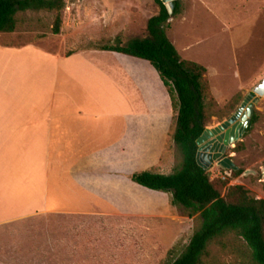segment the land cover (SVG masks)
I'll return each mask as SVG.
<instances>
[{
  "label": "crops",
  "instance_id": "obj_1",
  "mask_svg": "<svg viewBox=\"0 0 264 264\" xmlns=\"http://www.w3.org/2000/svg\"><path fill=\"white\" fill-rule=\"evenodd\" d=\"M102 46L0 43V231L18 245L10 257L164 264L174 244L170 194L129 178L171 172L168 92L148 61Z\"/></svg>",
  "mask_w": 264,
  "mask_h": 264
},
{
  "label": "rangeland",
  "instance_id": "obj_2",
  "mask_svg": "<svg viewBox=\"0 0 264 264\" xmlns=\"http://www.w3.org/2000/svg\"><path fill=\"white\" fill-rule=\"evenodd\" d=\"M173 1L178 3V13L168 20L166 34L181 59L205 67L203 78L208 90H205L204 100L210 115L206 127H215L238 109L252 86L264 76V0ZM157 11L158 6L153 0H66L65 7L59 11L58 33L52 29L57 14L55 10L17 11L14 30L0 32V43H35L53 52L61 50L64 45L73 47L74 43L79 45L86 41H96L100 46L114 44L115 37L124 44L131 37L143 36L147 19ZM253 107L255 123L224 152L242 172L233 177L226 170L221 172L222 168L215 164L206 170L210 178L225 179L228 185H243L252 196L264 199V96L258 97ZM173 131L172 119L163 155L171 170L180 160L172 139ZM200 162L205 164L201 158ZM149 191L153 194L163 192ZM170 213L172 225L166 228L172 233L173 243L180 252L199 221L184 218L180 209L173 205ZM132 230L139 234V229ZM223 243L224 246L211 242L208 246L210 256L203 260L214 259L221 264L234 261L255 264L241 238L228 235ZM17 246L0 231V264H68L67 261L31 259L18 250L12 257L8 256ZM167 252L163 263L168 260Z\"/></svg>",
  "mask_w": 264,
  "mask_h": 264
},
{
  "label": "trees",
  "instance_id": "obj_3",
  "mask_svg": "<svg viewBox=\"0 0 264 264\" xmlns=\"http://www.w3.org/2000/svg\"><path fill=\"white\" fill-rule=\"evenodd\" d=\"M65 1L0 0V32L14 30L17 11L55 10L57 14L52 29L58 33L59 11L65 7ZM153 1L158 11L147 19L143 36L131 37L124 44L115 37L116 43L101 48L148 61L165 86L175 112L172 139L180 153L179 162L167 174L146 169L129 175L131 181L143 187L169 192L171 205L178 207L184 216L199 221L180 252L175 244L168 250V260L164 264H221L214 259L205 262L203 258L210 256L208 246L211 242L224 246V238L228 235L241 238L250 250L252 261L264 264V199L252 196L243 185H228L225 179L210 178L208 171L198 165L195 141L210 116L204 100L205 90H208L203 78L205 67L181 59L167 37L168 20L178 13V3L173 1L172 12L168 13L162 0ZM255 121L256 115L252 114L247 131ZM226 171L233 177L242 172L241 169Z\"/></svg>",
  "mask_w": 264,
  "mask_h": 264
},
{
  "label": "water",
  "instance_id": "obj_4",
  "mask_svg": "<svg viewBox=\"0 0 264 264\" xmlns=\"http://www.w3.org/2000/svg\"><path fill=\"white\" fill-rule=\"evenodd\" d=\"M162 2L168 13H171L174 6L173 0H162ZM262 96H264V76L252 86L232 115L215 127H205L195 141L197 145L195 158L198 165L204 169L211 164H215L224 170H237L233 160L229 156H225L224 152L227 146L241 138L253 113V104L258 100V97ZM200 158L205 164L200 162Z\"/></svg>",
  "mask_w": 264,
  "mask_h": 264
}]
</instances>
